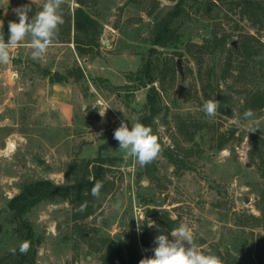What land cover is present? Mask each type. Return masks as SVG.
Segmentation results:
<instances>
[{"label": "rangeland", "instance_id": "rangeland-1", "mask_svg": "<svg viewBox=\"0 0 264 264\" xmlns=\"http://www.w3.org/2000/svg\"><path fill=\"white\" fill-rule=\"evenodd\" d=\"M44 2L33 0L37 6ZM176 2L88 0V10L103 23L99 55L79 57L73 42L53 43L33 60L27 39L10 49V64H0V209L26 181L72 183L84 161L106 158L110 184L92 215L75 218L77 207L70 199L42 202L30 213L42 237L36 264H106L104 246L111 264H139L154 255L158 235L172 239L171 231L181 224L190 227L205 254L216 247L237 256L240 264H264V249L259 251L246 225L252 215H261L264 178L248 151L254 136L264 137V109L251 119L239 109L247 90L264 87V27L242 18L229 0L210 2V9L190 11L181 28L186 43L153 52L154 24ZM22 5L25 0H0V34L6 41L9 21L18 22L13 10ZM76 6V0H64L62 10ZM214 34L228 39L224 49L212 53L200 44ZM242 43L257 50L245 64L232 50ZM229 54L231 65L225 64ZM150 58L158 69L170 67L163 80L155 81L162 104L155 134L163 150L183 164L162 151L141 168L114 139L122 121L130 128L145 113L148 86L139 87L129 76ZM74 65L84 69L85 78L62 83L71 91L61 105L54 97L61 89H53L42 70L66 72ZM219 90L234 104V115L218 110L208 117L202 111L205 101H218ZM100 110H106L104 117ZM181 122L194 124L192 140L181 132ZM80 228L86 229V238ZM254 230L263 232L261 226ZM7 234L0 225V249Z\"/></svg>", "mask_w": 264, "mask_h": 264}, {"label": "trees", "instance_id": "trees-1", "mask_svg": "<svg viewBox=\"0 0 264 264\" xmlns=\"http://www.w3.org/2000/svg\"><path fill=\"white\" fill-rule=\"evenodd\" d=\"M223 0H177L174 6L165 14L160 16L153 28L152 48L151 51H157L158 47H173L177 48L180 44L186 43L183 32L181 30L184 23L191 17L190 11L192 8L201 10L205 6L210 9L209 3H215ZM230 4L238 9L242 18H246L253 23L254 26L260 25L264 27V0H229ZM77 6L71 11H63L64 23L59 28V34L54 43H71L75 44V50L79 57L87 55H99L101 47V35L103 33V23L93 13H91L87 6L88 0H76ZM30 1L25 0V4ZM42 6L32 4V12L29 14L30 18L36 12L41 10ZM227 36H219L214 34L209 36L200 44L201 47H209L212 53L219 49H224L227 43ZM211 41V42H210ZM232 50L240 53L238 62L240 64L249 63L253 60L257 50H249L245 43L242 47L233 46ZM180 55L182 52L179 53ZM231 55L225 58V64L231 65ZM170 67L165 69H158V64L154 59H147L143 65L132 73L129 77L131 80L137 79L139 87H147L148 92L145 102V113L139 118L138 122L146 126H150L154 133H156L155 119L162 111L161 92L155 85L157 79H164ZM42 74L49 77L50 82H67L71 78L74 80H82L85 78V71L80 65L70 67L66 72L59 70L52 71L50 68H44ZM227 76L224 75V78ZM211 85V83H209ZM218 101L220 102L219 111L234 115L235 106L227 102V95L224 91L216 92ZM228 103L229 105H227ZM241 112L248 109L253 110L254 117L258 112L264 109V87L256 89H249L246 91L245 99L242 107L239 108ZM253 117V118H254ZM181 132L186 133V138L192 140L196 134V129L192 128L194 124H187L181 122ZM187 128V129H186ZM229 138H224L221 141L220 147L228 141ZM163 153L173 159L175 163L183 164L182 160L178 161L172 152L163 150ZM251 161H258L260 172L264 178V137L254 136V143L248 151ZM106 158L97 156L91 160H86L80 165V172L72 183L57 184L49 178H38L26 181L22 184L20 191L12 197L6 199L5 204L0 209V225L7 228L8 237L4 238L5 249H0V264H36L38 256V248L42 243V237L37 233L35 225L30 220L29 215L32 210L42 202H58L70 199L77 207L73 213L75 218H85L92 215L99 207L101 200L105 197V191L110 182L106 180L107 166H105ZM101 181L103 187L101 188L100 197L96 198L91 195V188L95 181ZM87 203L84 211H80L82 204ZM260 208L261 215L255 216L253 221L246 223L250 226V232L255 240L259 251L264 249V188L260 191ZM261 226L263 232H255V227ZM86 229L80 228L79 233L83 238ZM30 242V250L27 254H21L18 250L19 243L22 241ZM17 248V252L13 255L9 249ZM105 247V246H104ZM102 248L101 257L106 264H111L107 259L106 249ZM4 250V251H3ZM264 252V251H263ZM207 254H214L220 258L222 264H240L237 256L230 252H223L218 248H211Z\"/></svg>", "mask_w": 264, "mask_h": 264}, {"label": "clouds", "instance_id": "clouds-1", "mask_svg": "<svg viewBox=\"0 0 264 264\" xmlns=\"http://www.w3.org/2000/svg\"><path fill=\"white\" fill-rule=\"evenodd\" d=\"M32 4L33 0H30V3L13 10L18 17V22L9 21L7 41L5 36L0 34V64H10L13 60L10 49L19 46L27 39H30L33 60L42 58L56 40L59 28L64 23L62 12L64 0H45L41 10L30 18ZM0 24L3 22L0 21ZM219 106V101L209 99L203 104L202 111L208 117H215ZM106 110H100L101 117L105 116ZM254 115L251 109L243 113L245 119H251ZM114 139L119 143V150L126 157L133 159L141 168L158 159L163 151L159 138L152 128L141 122L131 123L129 128L128 124L122 121L114 131ZM102 187L101 181H95L91 188V195L99 198ZM116 206L118 207L119 204L117 203ZM86 207L85 202L81 205L80 211H84ZM136 220L139 230L140 221ZM170 235L172 239L163 233L158 235L154 241L157 246L152 250L154 255L141 259L139 264H222L218 256L201 251L188 225H179L171 231ZM18 250L21 254H27L30 250V242L27 240L20 242ZM9 251L15 255L17 248L12 247Z\"/></svg>", "mask_w": 264, "mask_h": 264}, {"label": "crops", "instance_id": "crops-1", "mask_svg": "<svg viewBox=\"0 0 264 264\" xmlns=\"http://www.w3.org/2000/svg\"><path fill=\"white\" fill-rule=\"evenodd\" d=\"M50 83H51L53 89H61V92L56 93L54 97H57L56 100L59 102V104H61V105L64 104L65 103L64 100L69 98L68 95H69V92L71 91L69 86L63 85L62 84L63 82H50ZM64 83H67V82H64ZM62 111H66V110H62Z\"/></svg>", "mask_w": 264, "mask_h": 264}, {"label": "water", "instance_id": "water-1", "mask_svg": "<svg viewBox=\"0 0 264 264\" xmlns=\"http://www.w3.org/2000/svg\"><path fill=\"white\" fill-rule=\"evenodd\" d=\"M177 65H178V68L181 72V74L183 73V69H182V66H181V59L179 58L178 61H177Z\"/></svg>", "mask_w": 264, "mask_h": 264}]
</instances>
